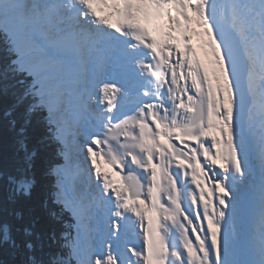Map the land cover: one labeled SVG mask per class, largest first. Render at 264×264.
Wrapping results in <instances>:
<instances>
[{
  "label": "snow or ice",
  "instance_id": "6c2138e0",
  "mask_svg": "<svg viewBox=\"0 0 264 264\" xmlns=\"http://www.w3.org/2000/svg\"><path fill=\"white\" fill-rule=\"evenodd\" d=\"M0 128V264H264V0H0Z\"/></svg>",
  "mask_w": 264,
  "mask_h": 264
},
{
  "label": "trees",
  "instance_id": "16d2710c",
  "mask_svg": "<svg viewBox=\"0 0 264 264\" xmlns=\"http://www.w3.org/2000/svg\"><path fill=\"white\" fill-rule=\"evenodd\" d=\"M0 150H1L0 151V163L11 158V154H12L11 136L3 128H0ZM30 206H31V203L23 204L25 211H27V208Z\"/></svg>",
  "mask_w": 264,
  "mask_h": 264
},
{
  "label": "bare ground",
  "instance_id": "6f19581e",
  "mask_svg": "<svg viewBox=\"0 0 264 264\" xmlns=\"http://www.w3.org/2000/svg\"><path fill=\"white\" fill-rule=\"evenodd\" d=\"M3 150V149H2ZM1 151V150H0ZM3 161V160H2ZM29 206V205H28ZM27 208V207H26Z\"/></svg>",
  "mask_w": 264,
  "mask_h": 264
}]
</instances>
